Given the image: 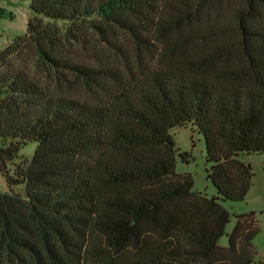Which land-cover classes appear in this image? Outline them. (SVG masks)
Here are the masks:
<instances>
[{"label":"trees","instance_id":"obj_1","mask_svg":"<svg viewBox=\"0 0 264 264\" xmlns=\"http://www.w3.org/2000/svg\"><path fill=\"white\" fill-rule=\"evenodd\" d=\"M29 1L0 47V264H264L253 211L218 244L264 152V0ZM188 123L217 195L175 170Z\"/></svg>","mask_w":264,"mask_h":264},{"label":"rangeland","instance_id":"obj_2","mask_svg":"<svg viewBox=\"0 0 264 264\" xmlns=\"http://www.w3.org/2000/svg\"><path fill=\"white\" fill-rule=\"evenodd\" d=\"M237 1V0H233ZM29 0H0V47L10 42L13 38L22 36L26 32L27 22L33 16ZM88 62H95L94 54L85 50L81 55ZM99 61L105 60L104 55L98 57ZM109 60V58H107ZM39 75L38 71H36ZM176 148L175 170L177 173H190L193 177V189L205 193L208 197L217 195L216 189L207 176L210 163L206 160L205 140L201 133L190 123L181 127L170 129ZM37 147V142L30 141L18 149V157L11 165L28 163ZM182 153H187L186 160ZM239 160L250 164L253 172L251 186L241 201L220 200L223 207L230 213L229 221L224 233L218 239L220 246H228L229 236L233 232L238 216L254 212L258 221L259 232L254 238L257 258L264 260V152L241 153ZM6 177L0 171V192L7 191ZM15 192L25 193V185L18 184L13 187Z\"/></svg>","mask_w":264,"mask_h":264}]
</instances>
